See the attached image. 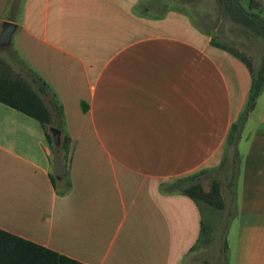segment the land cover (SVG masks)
I'll list each match as a JSON object with an SVG mask.
<instances>
[{
  "label": "crops",
  "instance_id": "crops-1",
  "mask_svg": "<svg viewBox=\"0 0 264 264\" xmlns=\"http://www.w3.org/2000/svg\"><path fill=\"white\" fill-rule=\"evenodd\" d=\"M142 0H0L17 60L49 86L70 139V189L44 128L0 103V229L82 264H186L201 208L163 188L236 151L228 264H264V86L239 131L251 75L185 14ZM87 110L83 111L82 106Z\"/></svg>",
  "mask_w": 264,
  "mask_h": 264
},
{
  "label": "trees",
  "instance_id": "trees-1",
  "mask_svg": "<svg viewBox=\"0 0 264 264\" xmlns=\"http://www.w3.org/2000/svg\"><path fill=\"white\" fill-rule=\"evenodd\" d=\"M221 10L225 12L232 21L242 22L250 26L252 30L264 41V18L256 14L248 13L237 0H217ZM20 0H11L9 21H14L16 11L19 9ZM214 44V43H213ZM216 46V45H215ZM217 47V46H216ZM230 52V51H228ZM249 70L251 85L243 111L231 128L229 144L235 149L239 139V131L243 126L248 114L255 107L256 100L261 94L264 86V55L257 69L244 56L234 54ZM20 63L19 73L0 74V103L8 106L37 121L43 128L47 142L52 153V163L57 167L64 163L63 172H58V179L62 183V190H58L57 184L51 178L53 187L59 195H64L70 189L67 177L69 162L70 139L63 132L62 109L56 102L49 86L24 62ZM86 111L87 107L82 106ZM50 128H56L61 132L60 143L55 145L50 135ZM66 163V165H65ZM239 159L236 151L232 156L233 174L230 184L231 201L233 202L234 181L238 174ZM182 180H177L166 185L163 189L167 192H179L191 198L200 208L201 203L223 210V202L218 185L211 186L208 192L204 191L199 184L183 186ZM202 212V210H201ZM203 216V214H202ZM234 217V210L230 209L224 226L223 259L228 264V247L225 236L229 224ZM204 232V221H202L201 238ZM198 239V241H199ZM197 241V242H198ZM197 244V243H196ZM195 244V245H196ZM193 249V248H192ZM191 249V250H192ZM0 264H82L73 259L58 254L40 245L34 244L20 237L12 235L0 229Z\"/></svg>",
  "mask_w": 264,
  "mask_h": 264
},
{
  "label": "rangeland",
  "instance_id": "rangeland-1",
  "mask_svg": "<svg viewBox=\"0 0 264 264\" xmlns=\"http://www.w3.org/2000/svg\"><path fill=\"white\" fill-rule=\"evenodd\" d=\"M237 1L248 13L264 18V0ZM138 8L140 13L156 17H164L170 11L185 14L196 28L209 35L212 45L244 56L252 63L254 69L258 68L264 55L263 39L250 26L232 21L221 10L217 0H142ZM19 69L20 63L11 46L0 48V74L19 73ZM63 168L64 163L58 167L54 165L52 172L54 175L61 173L64 171ZM232 174V154H230L218 166L183 179V186L199 184L206 192L211 186L218 185L224 206L223 210H217L201 203L204 232L187 256L186 264H225L224 226L228 211L233 209L230 193Z\"/></svg>",
  "mask_w": 264,
  "mask_h": 264
},
{
  "label": "water",
  "instance_id": "water-1",
  "mask_svg": "<svg viewBox=\"0 0 264 264\" xmlns=\"http://www.w3.org/2000/svg\"><path fill=\"white\" fill-rule=\"evenodd\" d=\"M17 26L11 22H3L1 24L0 30V48H7L11 44L12 36L16 30ZM52 140L55 145H59L61 132L56 128H50L49 130Z\"/></svg>",
  "mask_w": 264,
  "mask_h": 264
}]
</instances>
